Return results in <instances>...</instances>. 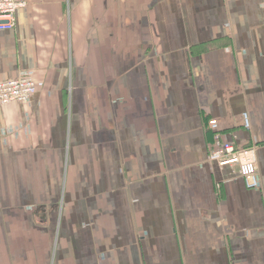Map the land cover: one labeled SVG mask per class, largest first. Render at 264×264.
<instances>
[{
	"label": "crops",
	"instance_id": "obj_1",
	"mask_svg": "<svg viewBox=\"0 0 264 264\" xmlns=\"http://www.w3.org/2000/svg\"><path fill=\"white\" fill-rule=\"evenodd\" d=\"M27 1L0 30V81L38 85L0 106V264H264V0ZM212 119L261 189L210 161Z\"/></svg>",
	"mask_w": 264,
	"mask_h": 264
},
{
	"label": "built area",
	"instance_id": "obj_2",
	"mask_svg": "<svg viewBox=\"0 0 264 264\" xmlns=\"http://www.w3.org/2000/svg\"><path fill=\"white\" fill-rule=\"evenodd\" d=\"M27 4V0H0V30L13 29L16 25L17 11ZM37 89V82L30 72H23L18 77L0 81V106L9 103L27 104ZM243 124L247 129L251 128L248 113L243 115ZM209 125L214 132L210 161L220 167L235 166L248 188L261 189L263 184L256 156L257 146L238 147L223 136L216 119L210 120Z\"/></svg>",
	"mask_w": 264,
	"mask_h": 264
}]
</instances>
